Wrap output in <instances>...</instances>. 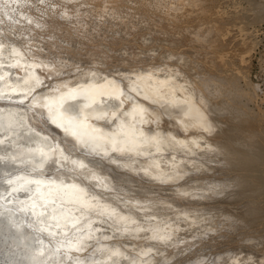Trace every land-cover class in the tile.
Instances as JSON below:
<instances>
[{
	"label": "bare ground",
	"instance_id": "1",
	"mask_svg": "<svg viewBox=\"0 0 264 264\" xmlns=\"http://www.w3.org/2000/svg\"><path fill=\"white\" fill-rule=\"evenodd\" d=\"M258 55L264 0H0V264H264Z\"/></svg>",
	"mask_w": 264,
	"mask_h": 264
},
{
	"label": "rangeland",
	"instance_id": "2",
	"mask_svg": "<svg viewBox=\"0 0 264 264\" xmlns=\"http://www.w3.org/2000/svg\"><path fill=\"white\" fill-rule=\"evenodd\" d=\"M259 55H260V54H259ZM259 55H258V56L256 57V59H255V64H256L257 66H256V70H255L254 75L256 76L255 79L257 78L256 81H259L260 83L262 82V84H264V81H263L261 78H258V77H257L258 75H260V69L258 68V63H259V62H258V61H259V58H258V57H260ZM256 73H257V74H256Z\"/></svg>",
	"mask_w": 264,
	"mask_h": 264
},
{
	"label": "snow or ice",
	"instance_id": "3",
	"mask_svg": "<svg viewBox=\"0 0 264 264\" xmlns=\"http://www.w3.org/2000/svg\"><path fill=\"white\" fill-rule=\"evenodd\" d=\"M75 163V162H74ZM81 167H84V165H81Z\"/></svg>",
	"mask_w": 264,
	"mask_h": 264
}]
</instances>
